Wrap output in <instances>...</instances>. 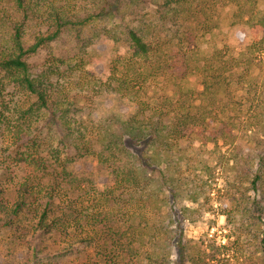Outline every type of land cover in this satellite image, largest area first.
<instances>
[{
  "label": "trees",
  "instance_id": "obj_1",
  "mask_svg": "<svg viewBox=\"0 0 264 264\" xmlns=\"http://www.w3.org/2000/svg\"><path fill=\"white\" fill-rule=\"evenodd\" d=\"M229 4L252 39L205 59L200 91L174 83V51L195 48ZM66 31L77 36L72 55L35 61ZM114 44L127 54L106 70ZM85 73L88 90L70 89ZM252 95L255 137L244 151L235 113ZM3 128L0 171H25L11 193L0 184V229H14L27 250L10 264H233L229 244L188 233L217 192L231 197L229 235L252 233L249 264H264V8L256 1L0 0Z\"/></svg>",
  "mask_w": 264,
  "mask_h": 264
},
{
  "label": "rangeland",
  "instance_id": "obj_2",
  "mask_svg": "<svg viewBox=\"0 0 264 264\" xmlns=\"http://www.w3.org/2000/svg\"><path fill=\"white\" fill-rule=\"evenodd\" d=\"M252 1H256L258 7L262 11V8H264V0ZM234 12L235 7L232 4L226 5L225 7H220V9L217 11L219 26L210 33L201 36L195 48L184 49L182 51H174L173 48H169L171 49V53L173 51L180 53L179 57L176 55L174 56V62L178 64L176 65L177 71L175 70V72L170 74L174 83L180 82L186 90L200 91L202 89V85L198 67L204 63L205 59L212 56L216 51L230 53L231 51H242L245 48L247 41L252 39L250 28L245 23H235L233 19ZM85 33L86 35H90L89 31H86ZM77 44L78 40L76 33L73 31H66L60 36V38H58L56 42L52 44L51 52L43 51L41 56L35 61L43 63L44 61H47V58L50 57V55L69 57L74 53ZM126 49L127 48L124 45L118 46L114 44V46L108 52L106 58L101 61V63L104 64L106 70H108L112 60L127 54ZM185 65H189L190 67ZM187 67L189 68L187 69ZM88 75L90 74L88 73ZM86 76L87 73L82 75L80 80H76L74 83H72L69 88L76 92L87 91L90 87V78L89 76L86 78ZM253 99L254 96H250V104H247L244 110L235 113V115H238L237 142L241 143L240 146L244 149V151H248L250 149L249 146L254 144L253 139L255 135L250 132V129L247 130L249 126L253 125L252 121L255 117L253 112ZM251 122L252 125H250ZM204 131L205 129L201 130V132ZM7 134V129L5 130L3 128L0 130V147H2L4 141L7 140ZM197 138L199 140H197V143L201 145L203 140L201 134ZM201 148L205 149L204 146H201ZM206 148L209 147L207 146ZM244 159L245 158H238V164L245 165ZM234 163L235 164H229L227 168H223L228 172L227 177L230 175H235V171H237V162L235 161ZM79 168L80 165L78 163H76V165L73 167L74 170ZM23 175H25V171L16 170L13 167L10 170L0 171V184L6 188H9V193H11L12 179H20ZM220 179L221 182H225V184L228 181L226 178ZM203 203H207L206 208L209 211L205 214L204 219H202V221L197 226H190L188 228L189 235L196 238H201L208 235V238L214 239L217 244H229V250L234 256L231 261L233 264H249L255 261L254 259H256V255L253 246L254 235L252 233H249L245 229L233 230V232L230 234L232 237L230 240H228L227 235H229L230 230H228L226 227V216H224L223 213H228L233 207L230 195L224 192H217L212 194L210 198H206ZM197 207L200 210V205H197ZM16 238L17 234L14 229H0V264H10L11 260H14L12 262H20L22 261V258L27 255L26 248L19 247L18 242L15 241ZM43 242L45 245H51L53 241L48 237H45ZM66 264L72 263L67 262Z\"/></svg>",
  "mask_w": 264,
  "mask_h": 264
}]
</instances>
